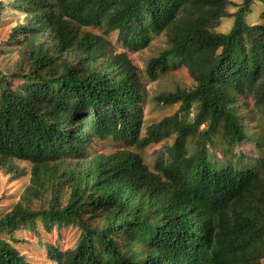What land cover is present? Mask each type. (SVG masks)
<instances>
[{"label":"trees","instance_id":"1","mask_svg":"<svg viewBox=\"0 0 264 264\" xmlns=\"http://www.w3.org/2000/svg\"><path fill=\"white\" fill-rule=\"evenodd\" d=\"M233 4L0 0V18L25 16L7 43L15 70L0 69V166L31 165L0 214V264H35L15 246L24 229L47 264H264V0ZM162 35L147 77L185 68L194 87L150 100L177 110L148 121L127 53ZM152 145L163 147L149 163ZM67 228L79 230L73 247L42 240Z\"/></svg>","mask_w":264,"mask_h":264},{"label":"rangeland","instance_id":"2","mask_svg":"<svg viewBox=\"0 0 264 264\" xmlns=\"http://www.w3.org/2000/svg\"><path fill=\"white\" fill-rule=\"evenodd\" d=\"M7 2L8 0H2ZM234 4L229 7V13H234L237 9L235 5H239L242 0H231ZM7 9H9L7 7ZM256 13L251 18V23L260 20V9L258 5L255 6ZM262 16V12H261ZM25 16L23 13H6L0 18V69L4 74H8L15 70V64L19 61L20 55L17 51V47L11 48L7 43L10 41V34L14 27L18 23H23ZM233 25V18L227 17L223 19L216 27V31L220 33H227ZM112 44L117 45L115 38L110 37ZM166 47V38L164 35L158 36L152 40L149 47L138 51L128 52V58L131 60L133 66L137 69L139 75H141L143 82L145 83L146 95L148 96L149 103L144 108V118L148 121L161 120L167 115L175 113L177 106L168 107L166 105L157 106L151 103L150 100H154L155 97L165 91H174L176 87L192 88L194 87V81L191 78L189 72L185 68L173 70L169 74L160 77L156 81H151L146 74L147 65L153 57L157 56ZM117 52H122L117 47ZM18 85L19 81H15ZM163 145H152L148 150L146 156L149 163L153 162V156L156 151L161 149ZM238 151L245 152L249 158L254 156L256 149L253 145L245 143L238 148ZM221 158V156H219ZM248 160V159H247ZM245 160V161H247ZM16 170L9 171L8 166H0V214L11 210L22 198L24 191L29 187L31 183V165L27 162H16ZM43 241L45 243L54 244L59 242L62 248L73 247L76 245L79 238V230L74 228L62 229L63 237H58V231L53 233H46L43 229ZM16 238L25 240L24 243L15 244L19 251L30 259L35 264H47L49 263L46 258V251L40 244V239L27 230H22L16 234Z\"/></svg>","mask_w":264,"mask_h":264}]
</instances>
